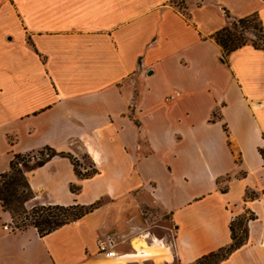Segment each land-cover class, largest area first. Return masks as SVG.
Here are the masks:
<instances>
[{
    "label": "crops",
    "instance_id": "0c3cea01",
    "mask_svg": "<svg viewBox=\"0 0 264 264\" xmlns=\"http://www.w3.org/2000/svg\"><path fill=\"white\" fill-rule=\"evenodd\" d=\"M4 1L0 174L38 148L87 152V176L59 154L27 171L29 200L87 205L136 191L168 215L172 246L155 258L142 248L129 264H194L252 213L246 241L219 264H264V49L247 43L225 59L210 37L254 12L264 28V0H186L187 15L174 0ZM106 209L41 236L0 206V264L126 262L97 250L112 225Z\"/></svg>",
    "mask_w": 264,
    "mask_h": 264
},
{
    "label": "trees",
    "instance_id": "16d2710c",
    "mask_svg": "<svg viewBox=\"0 0 264 264\" xmlns=\"http://www.w3.org/2000/svg\"><path fill=\"white\" fill-rule=\"evenodd\" d=\"M230 19L224 27L210 35L220 45L222 56L225 59L230 52L247 43L264 49V28L257 13L233 18L231 25H228ZM247 32L253 33L254 39H248L246 37ZM45 148L51 149L52 153L45 160L38 161L36 163L38 166L42 165L48 158L58 154L50 147ZM260 152L264 159L263 149H260ZM18 155L20 154H16L14 157ZM13 159L10 162L9 170L0 174V206L11 213L16 228L23 229L33 226L43 236L66 223L80 219L97 207L98 201L87 205L39 204L33 205L27 210L25 203L33 197L32 190L21 170L16 168ZM70 188L72 192L76 191L73 186ZM19 214H22V217L19 222H16L15 218ZM253 218L254 215L249 213L232 220L230 222L231 243L201 256L194 264H219L222 259L246 241L247 221Z\"/></svg>",
    "mask_w": 264,
    "mask_h": 264
},
{
    "label": "rangeland",
    "instance_id": "374dc122",
    "mask_svg": "<svg viewBox=\"0 0 264 264\" xmlns=\"http://www.w3.org/2000/svg\"><path fill=\"white\" fill-rule=\"evenodd\" d=\"M4 1V0H3ZM6 1V0H5ZM4 1V2H5ZM186 0H174L172 5H174L180 12L187 15V6L185 4ZM202 0H193L192 3L199 4ZM233 19H230L229 24ZM248 39H254V34L251 32L246 33ZM264 151V148H263ZM52 153L49 148H38L36 150L20 154L14 157V162L16 168H19L23 173L25 179L26 172L30 171L38 165V161L45 160L48 155ZM59 155L67 156L72 162L76 173L79 176L90 175L95 169L93 167L92 161L87 152L80 153V157H76L73 154L58 153ZM28 182V180H27ZM73 188L77 189V185H71ZM134 197H119V198H108L101 197L98 201L97 207L107 208L102 211L101 214L105 217L107 216L112 220V225L105 229L109 235H112L118 242V248L124 249L123 252H131L132 246L130 241L133 240V244L138 249H146L151 252L148 253L152 257H156L158 254L156 249L146 246V240L141 238L142 234L150 233L156 237H165L171 239L172 226L167 214L163 213L158 206L150 205L144 200H136V191H133ZM33 195V192H32ZM33 205H39L36 200H29L25 203V207L29 210ZM107 206V207H106ZM249 213L246 212L245 215ZM22 214L16 216L15 221L19 222ZM107 234V235H108ZM101 236L100 239L101 240ZM145 243H144V242ZM162 251V250H161ZM139 262V261H138ZM150 264H155L152 260H149ZM167 264H176L171 261Z\"/></svg>",
    "mask_w": 264,
    "mask_h": 264
},
{
    "label": "built area",
    "instance_id": "2783aa9c",
    "mask_svg": "<svg viewBox=\"0 0 264 264\" xmlns=\"http://www.w3.org/2000/svg\"><path fill=\"white\" fill-rule=\"evenodd\" d=\"M178 97H179L178 91L176 90L171 91L163 97V102L166 105H170L174 103L178 99ZM145 234L148 235L147 240L150 241L151 243H156L158 245L166 246L167 248H171L172 246V239H167L165 237H156V236L154 238V235H151L149 232L144 233L142 235H145ZM117 244L118 242L116 241V239L112 235L108 234L101 240L97 241V250L99 253L103 254L107 258H124L127 260L124 263H118V264H129L128 259H130L132 255H137L138 253L143 255L144 253L143 251L141 252L135 251L133 253H130V252L119 253L115 249Z\"/></svg>",
    "mask_w": 264,
    "mask_h": 264
},
{
    "label": "bare ground",
    "instance_id": "6f19581e",
    "mask_svg": "<svg viewBox=\"0 0 264 264\" xmlns=\"http://www.w3.org/2000/svg\"><path fill=\"white\" fill-rule=\"evenodd\" d=\"M144 236H146V238H148V235L147 234H145ZM155 238V237H154ZM144 242V241H143ZM145 243V242H144ZM153 244H155L156 246H158L159 248H156V247H151L149 244H148V242L146 241V246H149L150 248H154V249H156V251L155 252H160L161 250L163 251V249H166L167 247L166 246H162V245H158V244H156V243H153ZM134 245V244H133ZM134 248H135V251H137L138 250V252H140V249H138V248H136L135 246H134ZM137 249V250H136ZM151 249H149V250H147V252L148 251H150Z\"/></svg>",
    "mask_w": 264,
    "mask_h": 264
}]
</instances>
